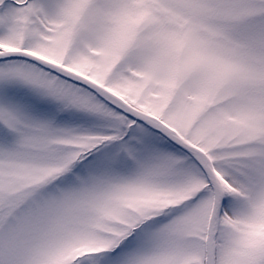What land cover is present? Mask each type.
Segmentation results:
<instances>
[{
    "label": "snow or ice",
    "instance_id": "1",
    "mask_svg": "<svg viewBox=\"0 0 264 264\" xmlns=\"http://www.w3.org/2000/svg\"><path fill=\"white\" fill-rule=\"evenodd\" d=\"M0 264H264V0H0Z\"/></svg>",
    "mask_w": 264,
    "mask_h": 264
}]
</instances>
